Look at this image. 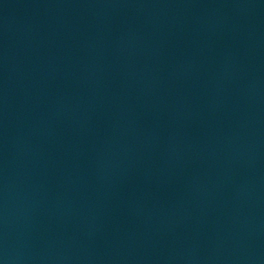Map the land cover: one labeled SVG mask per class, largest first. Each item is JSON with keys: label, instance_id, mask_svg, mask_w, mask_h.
Segmentation results:
<instances>
[{"label": "water", "instance_id": "obj_1", "mask_svg": "<svg viewBox=\"0 0 264 264\" xmlns=\"http://www.w3.org/2000/svg\"><path fill=\"white\" fill-rule=\"evenodd\" d=\"M0 264H264V0H0Z\"/></svg>", "mask_w": 264, "mask_h": 264}]
</instances>
